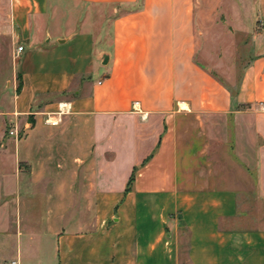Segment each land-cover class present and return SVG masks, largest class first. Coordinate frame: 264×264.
<instances>
[{
	"label": "crops",
	"instance_id": "crops-1",
	"mask_svg": "<svg viewBox=\"0 0 264 264\" xmlns=\"http://www.w3.org/2000/svg\"><path fill=\"white\" fill-rule=\"evenodd\" d=\"M209 1L10 0L7 258L264 264V0L229 10L230 47Z\"/></svg>",
	"mask_w": 264,
	"mask_h": 264
},
{
	"label": "rangeland",
	"instance_id": "rangeland-1",
	"mask_svg": "<svg viewBox=\"0 0 264 264\" xmlns=\"http://www.w3.org/2000/svg\"><path fill=\"white\" fill-rule=\"evenodd\" d=\"M250 0H217L212 4V1L206 2V7H216L224 10L220 19L216 21L217 27L214 34L219 37L216 44L213 38H209V44L213 47L219 46L225 43L226 47H230L232 44V38L230 37L229 31L233 28L230 26V16L229 10L238 8L242 9L246 6V2ZM256 1V0H253ZM235 16V15H233ZM219 16H217L218 18ZM212 24V20L210 21ZM232 31V30H231ZM15 27L13 25L12 15L10 13V0H0V119L5 116L3 113L10 108V98L13 95L12 88L16 87L18 89L20 85V74L18 72L17 61L18 57L15 52L17 45L19 44L15 37ZM213 34V31H212ZM244 37L238 36L236 40L243 42ZM228 50H225L227 52ZM223 50L220 51L219 57H223ZM228 52L226 53L225 60L228 58ZM211 59V58H210ZM222 77L219 79L228 87L234 88L238 82L239 72L236 71V77H229L227 73L220 72ZM6 129H10V126L6 125ZM5 250H0L1 255L4 257L0 260V264H19L17 258H7L4 254Z\"/></svg>",
	"mask_w": 264,
	"mask_h": 264
},
{
	"label": "built area",
	"instance_id": "built-area-1",
	"mask_svg": "<svg viewBox=\"0 0 264 264\" xmlns=\"http://www.w3.org/2000/svg\"><path fill=\"white\" fill-rule=\"evenodd\" d=\"M23 50V46L22 45H18L15 49L16 54L20 53ZM262 108H264V103L261 105ZM45 122L48 124H56L58 122V119H54L52 117V113H48L46 118H45ZM9 134L10 135H14L16 138L18 136V132L14 126V128L9 130Z\"/></svg>",
	"mask_w": 264,
	"mask_h": 264
},
{
	"label": "trees",
	"instance_id": "trees-1",
	"mask_svg": "<svg viewBox=\"0 0 264 264\" xmlns=\"http://www.w3.org/2000/svg\"><path fill=\"white\" fill-rule=\"evenodd\" d=\"M19 88V87H18Z\"/></svg>",
	"mask_w": 264,
	"mask_h": 264
}]
</instances>
